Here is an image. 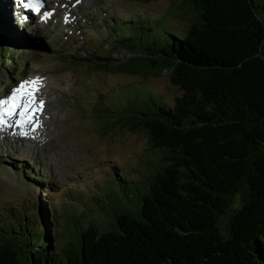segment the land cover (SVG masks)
<instances>
[{"label":"trees","instance_id":"16d2710c","mask_svg":"<svg viewBox=\"0 0 264 264\" xmlns=\"http://www.w3.org/2000/svg\"><path fill=\"white\" fill-rule=\"evenodd\" d=\"M181 1L193 14L182 29L139 15L129 36L108 41L129 51L125 59L102 51L86 58L126 74L169 76L178 89L172 100L140 81L117 91L146 93L148 101L118 118L145 130L150 147L132 173L107 170L94 205L70 202L57 216L46 207L11 210L0 228V264H264V0ZM2 27L0 54H11L8 67L17 69L22 61L4 43L14 32ZM136 29L149 38L134 45ZM122 182L134 192L111 195ZM239 191L244 202L224 230L220 218Z\"/></svg>","mask_w":264,"mask_h":264},{"label":"rangeland","instance_id":"374dc122","mask_svg":"<svg viewBox=\"0 0 264 264\" xmlns=\"http://www.w3.org/2000/svg\"><path fill=\"white\" fill-rule=\"evenodd\" d=\"M0 3V27L9 25L14 32L4 43L22 61L19 68L8 69L5 66L12 65L14 59L10 58L11 54L3 58L5 74L0 78V99L29 77L37 76L51 85L43 100H53L48 112L56 115L55 119L48 117L47 129L51 131L46 143L32 147L25 140L23 145L9 146L4 136L0 142L1 228L10 220L9 213L14 209L30 214L46 207L57 216L70 202L77 210L84 201L86 205H94L93 196L98 195V200L105 192L106 183L101 181L107 170H116L118 165L131 172L137 157L150 145L145 130H131L118 117L148 98L142 96L146 95L143 90H133L125 97H119L117 91L140 81L141 87L155 89L172 100L178 89L166 73L151 77L126 74L117 66L99 68L86 58H91L92 51H102L125 59L129 51H113L108 41L129 36L131 28L143 22L139 15H149L155 21L165 18L166 24L179 30L193 14L190 4L181 0H67L66 11L50 26L41 28L40 23L26 29L13 10L2 9L5 5L1 0ZM5 12L10 14V19L7 20ZM124 20L128 21V27ZM2 30L6 33L3 27ZM133 35L130 42L134 45L142 35L143 39L149 38L147 30L136 29ZM106 107L111 112H106ZM125 160L132 161L126 165ZM140 164L145 167L144 162ZM26 169L34 171L39 180L31 178ZM134 189V184L122 182L110 194L131 193ZM50 200L52 206L48 205ZM243 202V192L239 191L220 218L224 230Z\"/></svg>","mask_w":264,"mask_h":264},{"label":"bare ground","instance_id":"6f19581e","mask_svg":"<svg viewBox=\"0 0 264 264\" xmlns=\"http://www.w3.org/2000/svg\"><path fill=\"white\" fill-rule=\"evenodd\" d=\"M3 1L6 2L7 0H3ZM2 3L5 6H7V4H5L4 2H2ZM0 22L2 23L1 20H0ZM36 77L37 76H32V77H29V79H27V80H34V79H36ZM42 81H43V79H42ZM50 86H48L47 84L42 82V86L39 88V91L35 93L37 106H39V101H43V105H42V110L34 111L31 113V115L33 116L32 120L27 121L24 124H20L21 118H20L19 113L21 111H24L23 106H21V108L17 109V114L15 116H12V117L6 116L8 118V120H6V122L8 124H6L5 127L8 129V133L12 129L19 128L21 131L25 132V134L26 133L31 134L30 136H27L25 134L24 135L27 138L26 141H29V143L32 147L33 146L36 147L39 144L41 145L44 141H46V139L49 138L51 129H49V128L47 129L48 121H49L48 117L53 116L52 119L56 118V115L48 112V110L51 108V102H53V100H51L50 98H49L50 100L48 102L43 100V95H44V93L50 91V89H49ZM3 126L0 125V133L3 131ZM4 138L7 142V144H9V146L14 145L15 143H17L19 146L24 144L23 141L21 140V139H23L22 136L17 131L12 132L11 136H8V137L4 136ZM25 143H27V142H25ZM44 143H46V142H44Z\"/></svg>","mask_w":264,"mask_h":264},{"label":"snow or ice","instance_id":"6c2138e0","mask_svg":"<svg viewBox=\"0 0 264 264\" xmlns=\"http://www.w3.org/2000/svg\"><path fill=\"white\" fill-rule=\"evenodd\" d=\"M24 7L38 11V0H21ZM42 86L40 78L34 80L23 81L16 89L12 90L10 96L0 99V125L5 124V117H12L17 114V109L23 106L24 111L19 113L20 124L33 119L31 115L34 111L42 110L43 101H39L37 106L35 93L39 91Z\"/></svg>","mask_w":264,"mask_h":264},{"label":"water","instance_id":"95a60500","mask_svg":"<svg viewBox=\"0 0 264 264\" xmlns=\"http://www.w3.org/2000/svg\"><path fill=\"white\" fill-rule=\"evenodd\" d=\"M254 10H255V12H256V14L258 15L259 13H258V11L256 10V8L254 7ZM4 57H2V55L0 54V78L5 74L4 72H2V64H3V59ZM6 65V64H5ZM4 67V66H3ZM6 68H8L9 69V67L8 66H5Z\"/></svg>","mask_w":264,"mask_h":264}]
</instances>
